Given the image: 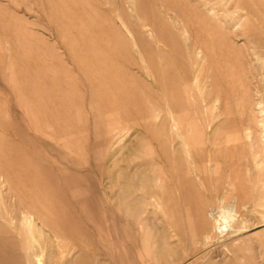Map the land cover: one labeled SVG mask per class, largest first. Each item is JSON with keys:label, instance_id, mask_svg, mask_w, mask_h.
<instances>
[{"label": "rangeland", "instance_id": "obj_1", "mask_svg": "<svg viewBox=\"0 0 264 264\" xmlns=\"http://www.w3.org/2000/svg\"><path fill=\"white\" fill-rule=\"evenodd\" d=\"M0 264H264V0H0Z\"/></svg>", "mask_w": 264, "mask_h": 264}, {"label": "bare ground", "instance_id": "obj_2", "mask_svg": "<svg viewBox=\"0 0 264 264\" xmlns=\"http://www.w3.org/2000/svg\"><path fill=\"white\" fill-rule=\"evenodd\" d=\"M222 214H223V216H224V218L225 217H229V216H231V210H229V209H227V208H224L223 209V211H222ZM218 227V232L219 233H222V232H224V231H226L227 230V227H226V225L224 224V225H219V226H217ZM213 247V246H212ZM180 257V256H179Z\"/></svg>", "mask_w": 264, "mask_h": 264}]
</instances>
